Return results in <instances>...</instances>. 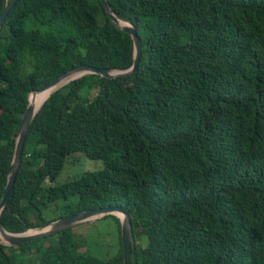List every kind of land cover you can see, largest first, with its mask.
Listing matches in <instances>:
<instances>
[{
    "label": "trees",
    "instance_id": "trees-1",
    "mask_svg": "<svg viewBox=\"0 0 264 264\" xmlns=\"http://www.w3.org/2000/svg\"><path fill=\"white\" fill-rule=\"evenodd\" d=\"M12 0H0V13ZM141 39L132 77L87 74L36 113L0 215L12 234L119 207L130 264H264V0H107ZM31 21L33 27H28ZM131 37L100 0H20L0 29V199L29 95L67 71H123ZM103 162L53 186L69 158ZM60 203V204H59ZM73 229L17 246L0 264H124Z\"/></svg>",
    "mask_w": 264,
    "mask_h": 264
},
{
    "label": "water",
    "instance_id": "water-1",
    "mask_svg": "<svg viewBox=\"0 0 264 264\" xmlns=\"http://www.w3.org/2000/svg\"><path fill=\"white\" fill-rule=\"evenodd\" d=\"M19 1L20 0H12L10 3H8L3 8L2 12L0 13V29L2 28L6 20V17L15 8V6L17 5ZM100 1H101V4L106 14L109 16L112 25L116 27L117 29L125 32L131 37V40L133 43V51H134V58H133L132 66L129 69L123 70V71L95 68L91 66H80V67L67 71L66 73L62 74L58 78L54 79L51 83L43 86L41 89L35 90L30 93L29 98H28L29 100L28 106L23 114L21 123L16 133L13 158H12L10 169L7 175V181H6V185L4 188V192L0 199V215L3 209L6 207L8 200L14 190V185H15V181H16L17 174L19 171V166L21 163V158L23 155L25 142H26V138L28 135L30 125L36 113L40 109V107L51 96V94L54 93L59 88H61L62 86H64L65 84L69 83L70 81L76 80L87 74H96L104 78L115 79V78H120V77H132L137 73L139 61L141 58V39L138 36L136 28L131 22L125 21L121 19L120 17H118L117 14H115L113 10L111 9V7L109 6L107 0H100ZM64 80H69V81L61 85V83ZM50 89H54L53 92H51V94L43 101L39 109L36 110L30 97L31 96L34 97L37 93L43 92L45 90H50ZM107 215H115L121 221V243H122V248H123V260H124V264H130V248H131V244L133 240L132 225L130 222L129 215L125 213L119 207L107 206L104 208H97V209H90V210L82 211L78 214L70 215V216L55 220L45 227L36 228V232H34L33 234H28L27 232L29 230L22 234L9 233L4 229L0 221V234L5 239V242H2L0 240V244L10 246V247L17 246L21 243L31 242V241H34V240H37L43 237L57 234L59 232L71 229L83 222L102 218ZM119 215H122V216H119Z\"/></svg>",
    "mask_w": 264,
    "mask_h": 264
},
{
    "label": "rangeland",
    "instance_id": "rangeland-1",
    "mask_svg": "<svg viewBox=\"0 0 264 264\" xmlns=\"http://www.w3.org/2000/svg\"><path fill=\"white\" fill-rule=\"evenodd\" d=\"M28 27H33L31 21L28 22ZM101 169H103L102 161H93L84 156H75L67 160L59 176L52 185L61 186L70 180L77 179L86 172H95ZM55 210H57L56 205L44 209L45 217L47 219H60L58 218L60 214ZM72 229L77 240L84 243L85 248L81 251L87 249L89 253L101 259H109L119 250V230L114 221L110 218H98L83 222ZM34 232H36V229L29 230L27 233L33 234Z\"/></svg>",
    "mask_w": 264,
    "mask_h": 264
},
{
    "label": "bare ground",
    "instance_id": "bare-ground-1",
    "mask_svg": "<svg viewBox=\"0 0 264 264\" xmlns=\"http://www.w3.org/2000/svg\"><path fill=\"white\" fill-rule=\"evenodd\" d=\"M76 78V77H75ZM69 80H64L61 85L67 83ZM54 89H50V90H45L43 92H39L37 93L34 97H30V99L32 100V103L35 106V109L38 110L39 107L42 105L43 101L51 94V92H53ZM120 216V215H119ZM0 240L2 242H5V239L3 238V236L0 234Z\"/></svg>",
    "mask_w": 264,
    "mask_h": 264
}]
</instances>
